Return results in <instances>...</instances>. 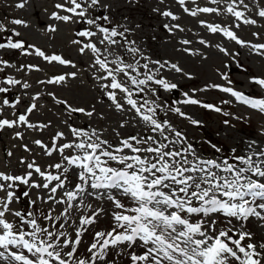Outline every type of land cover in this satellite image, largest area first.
Instances as JSON below:
<instances>
[{
  "label": "snow or ice",
  "instance_id": "obj_1",
  "mask_svg": "<svg viewBox=\"0 0 264 264\" xmlns=\"http://www.w3.org/2000/svg\"><path fill=\"white\" fill-rule=\"evenodd\" d=\"M176 2L191 16H196L197 13H223L244 24H256L255 19L245 16L249 7L245 0H230L224 7H219L224 0H211L218 7L195 9L185 7V0ZM25 5L26 0H22L15 6L22 9ZM54 8L58 11H52L49 19L63 23L79 22L87 26L76 35L88 38V42L73 40L72 43L80 46V53H92L93 64L101 71L97 76L101 81L99 86L104 90L111 106L118 112H131L137 126L143 125L153 135L129 136L113 145L102 139L96 130L88 132L65 122L72 140L58 144V140L65 139V134L61 131L52 137L51 146L39 139L34 140L33 143L43 150L44 155L50 157L53 152H58L61 159L50 164L48 170L42 169L35 161L26 162L21 159L19 162L26 165V171L22 175L0 172V262L109 264L110 250L120 246L130 249L140 245L142 253H125L131 264H264V241L253 243V234L243 227V222L250 217L264 220V148L256 146L255 142L249 143V155L234 157L243 166L229 163L226 159L219 162L202 159L191 144L179 151L174 147L169 150L175 144H183L186 137L173 128L167 119L161 121L158 118L161 110L166 108L167 111L188 119L194 126L201 124L187 116L180 107L157 103L160 99L158 88L164 91L177 88V84L163 76V71L167 69L183 74V69L175 63L153 61L147 57L143 58L148 62L141 64L136 58L141 50L132 46L134 41L127 40L126 33L130 29L118 30L122 27L119 25L106 27L105 23L110 22L109 15L92 14L97 9L101 12L111 9V5L105 0H62L55 3ZM155 11L173 21L178 19L170 10L161 11L157 8ZM256 15L264 18V7L259 8ZM11 23L29 26L21 19H14ZM200 23L211 33H221L237 44L246 43L227 27L204 21ZM164 27L169 32L174 29L183 31L179 24H165ZM46 30L56 32L58 28L46 26ZM0 31L7 29L0 25ZM98 34L99 43L105 46L103 50L91 42ZM12 35L18 37L20 33L13 31ZM117 37L123 40V44ZM199 42L205 43L203 40ZM181 43L188 45L191 42L185 39ZM115 47H123L131 55L132 62H125L119 55L109 60L108 55L112 54ZM250 47L257 54L264 55V44H251ZM0 49L21 50L22 55H35L49 64L55 62L75 66L59 54H46L41 48L22 40H13L11 36L6 38V42L0 43ZM219 51L228 55L227 50L222 47ZM0 64L10 66L7 61L0 60ZM24 68L40 71L38 66L31 64L21 65L18 70ZM67 75L75 77L76 73ZM65 79L66 75H56L37 83L61 84ZM3 83L8 86L19 85L23 89L30 87L26 81L11 77L4 79ZM254 83L264 89V78H254ZM208 87L229 93L236 102L264 114V98H250L231 87L218 84ZM203 90L205 89H201ZM8 91V87H0V93ZM117 93L121 94L119 99ZM134 95L139 99H134ZM183 97L174 103L222 111L188 93H183ZM31 99L39 100L40 94L32 95ZM53 99L57 104L64 105L69 114L83 113L88 117L94 115L93 111L72 107L55 96ZM19 102V98L15 103L3 98L0 109L15 107ZM37 107L36 103H31L25 113L19 114L16 119H0V129L17 126L40 129L47 127L29 122L28 114ZM123 126L122 123L121 127ZM15 136L23 138L21 132H16ZM24 150L31 151L27 145H24ZM65 150H73V154H65ZM12 155V152L8 153L9 157ZM113 163L116 166H112ZM34 176L39 177V180ZM20 185L40 190L42 194L37 199L42 204L50 202L63 205V209L54 214L55 210L50 208L48 213H42L40 217H37L35 210L13 209L12 205L19 200L15 189ZM22 195L29 197L30 192L24 191ZM91 198L110 202L113 209L111 225L107 230L94 232L91 241L85 245L87 255L82 257L79 252L82 237L103 214L102 209L93 208L86 202ZM124 199L130 200L134 206L126 205ZM29 204L34 206L36 201L30 199ZM73 212L80 214L73 218ZM214 214H222L228 218L227 224L217 227L220 221L212 218ZM193 216L197 217L195 222ZM9 217L15 218V222L10 221ZM40 219L47 221V225L41 224ZM233 220L237 223L234 224Z\"/></svg>",
  "mask_w": 264,
  "mask_h": 264
},
{
  "label": "rangeland",
  "instance_id": "obj_2",
  "mask_svg": "<svg viewBox=\"0 0 264 264\" xmlns=\"http://www.w3.org/2000/svg\"><path fill=\"white\" fill-rule=\"evenodd\" d=\"M20 2L22 0H0V25L7 29V31H0V43L6 42V38L11 36L14 40H22L26 44H33L41 48L46 54H59L75 66L59 65L55 62L49 64L35 55H22L21 50L0 49V60L7 61L10 65L0 64V87L9 88L7 93H0V104H2L3 98H7L10 103H15L17 98L20 101L15 107L0 109V119L14 120L19 114L25 113L29 104L36 103L37 109L28 114L29 122L47 125L43 129L27 128L26 126L0 129V172L22 175L26 171V165L19 162L21 159L26 162L35 161L45 170H48L50 164L59 162L61 157L58 152H53L50 157L46 156L33 141L39 139L45 145L51 146L52 137L58 131L65 134V139L58 140V144L72 140L73 137L65 122L88 132L96 130L102 139L108 140L113 145L118 144L121 138L129 136L153 135L143 125L137 126V121L133 120L131 112H118L114 106H111V102L104 95V90L99 86L101 81L97 79V76L101 74V71L93 64L92 53L88 51L82 54L79 51L80 46L72 43L73 40L88 42V38L76 35L78 31L87 26L79 22L63 23L49 19L52 11H58L54 8V4L62 2V0H26V5L22 9L15 6ZM105 2L111 5L110 10L101 12L97 9L92 14L103 15L106 13L109 15L110 22L106 23L107 27L119 25L122 27L118 30L130 29L126 33L127 40L134 41L132 46L141 50L136 54V58L141 64L148 62L143 58L147 57L153 61L175 63L183 69V74L167 69L163 71V76L177 84V88L172 91L158 88L160 99L157 103L180 107L187 116L200 121L201 124L194 126L188 119L167 111L166 108L161 110L158 118L161 121L167 119L173 128L186 137L183 144H175L169 150H172L173 147L177 150L179 145L187 147L188 144H191L199 157H204L205 160L216 158L217 161H221L222 157L232 160L236 155H249L247 145L252 142H255L256 146L264 148V114L236 102L229 93L208 87L218 84L237 91L245 88L254 97L256 95L264 98V89L254 83V78H264V55L257 54L250 47L251 44H264V18L256 15V11L264 7V0H245V3L249 5L245 16L255 19V25L244 24L233 16L223 13H197L196 16H191L183 11L176 0H105ZM227 2L230 0H224L219 7H224ZM185 7L189 9L216 8L218 5L212 3L211 0H185ZM157 8L161 11H172L178 19L173 21L171 18L163 17L155 11ZM14 19L24 20L29 26L14 25L11 23ZM201 21L227 27L246 43L237 44L221 33H211L201 25ZM165 24H179L183 31L174 29L169 32L164 27ZM237 25L239 26L237 27ZM46 26L57 27L58 31H47ZM13 31L19 32L20 35L13 36ZM99 38L98 34L97 37L92 38L91 42L96 43L97 47L103 50L105 46L99 43ZM117 39L123 44L121 38L117 37ZM185 39L191 43L182 44L181 41ZM201 40L205 43L201 44L199 42ZM220 47L226 49L228 55L219 51ZM123 49V47H115L112 49L111 55L107 53L105 55H108L109 60L119 55L125 62H132L131 55L125 53ZM184 49L189 51L186 52ZM227 60L230 62V69ZM30 64L38 66L40 71H29L27 68L18 70L21 65ZM73 72L76 73L75 77L67 75ZM56 75H66L65 81L61 84L37 83V81H46ZM9 77L22 82L26 81L30 87L23 89L19 85H5L3 81ZM201 89L205 90L201 91ZM36 93L40 94V99L33 101L31 97ZM49 93L53 95H49ZM183 93H188L203 103L219 107L222 111L216 112L198 105L175 104V101L184 98ZM120 95L117 93L118 99ZM149 95L151 94L149 93ZM53 96L66 101L72 107H82L86 111H93L94 115L88 117L83 113L69 114L64 105L55 102ZM133 98L139 99L135 95ZM152 98L155 99V97ZM122 123L123 127H121ZM16 132H21L23 138H16ZM156 135L160 139L159 135ZM24 145H27L31 151H25ZM9 152L13 153L11 157L8 156ZM65 154H73V150H65ZM233 164L243 166L236 160L233 161ZM114 166L116 165L114 164ZM221 175L225 174L221 173ZM34 178L39 180V177L34 176ZM15 191L19 200L12 205L13 209L35 210L37 217H40L42 213H48L50 208L55 210L54 214H58L64 207L50 202L42 204L37 199V196L42 194L40 190L28 189L26 186L20 185ZM24 191H29L30 196L24 197L22 195ZM43 194L46 195V193ZM30 199L36 201L34 206L29 204ZM86 202L93 208L102 209L103 214L82 237L83 243L79 246L82 257L87 255L85 245L91 241L94 232L104 231L110 227L113 211L107 200L91 198ZM123 202L128 206H134L130 200L124 199ZM257 210L259 211V209ZM79 214V212H73L72 216L75 218ZM212 218L220 221L217 227H224L227 224L228 218L222 214H214ZM192 219L195 222L197 217L193 216ZM9 220L15 222L13 217H9ZM39 222L47 225V221L43 219H40ZM233 223L237 222L233 220ZM243 227L245 231L253 234V243L258 244L264 241V220L253 216L243 222ZM247 242L245 241V243ZM127 252L142 253V248L140 245H135L130 249H125L123 246L112 249L108 256L109 264H131L128 255L125 254Z\"/></svg>",
  "mask_w": 264,
  "mask_h": 264
},
{
  "label": "water",
  "instance_id": "obj_3",
  "mask_svg": "<svg viewBox=\"0 0 264 264\" xmlns=\"http://www.w3.org/2000/svg\"><path fill=\"white\" fill-rule=\"evenodd\" d=\"M228 66L230 67V62H228ZM231 68V67H230Z\"/></svg>",
  "mask_w": 264,
  "mask_h": 264
}]
</instances>
